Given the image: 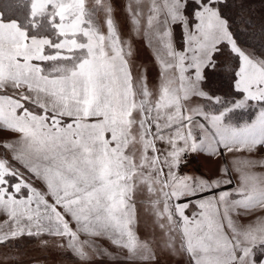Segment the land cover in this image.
<instances>
[{
  "label": "snow or ice",
  "instance_id": "6c2138e0",
  "mask_svg": "<svg viewBox=\"0 0 264 264\" xmlns=\"http://www.w3.org/2000/svg\"><path fill=\"white\" fill-rule=\"evenodd\" d=\"M262 149L250 0H0V247L51 237L78 264H257ZM201 160L213 175L184 171Z\"/></svg>",
  "mask_w": 264,
  "mask_h": 264
},
{
  "label": "rangeland",
  "instance_id": "374dc122",
  "mask_svg": "<svg viewBox=\"0 0 264 264\" xmlns=\"http://www.w3.org/2000/svg\"><path fill=\"white\" fill-rule=\"evenodd\" d=\"M250 4L253 15L264 13V0H250ZM176 39L177 43L179 44L180 34L178 29ZM146 59H148L147 50L141 48L138 60L143 61ZM248 109V115L250 112L255 110L254 116L252 117V119H254L258 109L255 107H249ZM246 117L247 113H245L244 110L239 111L236 115L237 120L245 119ZM260 154H264V149L258 152L255 158H258ZM192 170H195L201 174H214V172L210 171L209 167L205 165L202 160L199 164L194 162L192 166L184 169V171ZM188 214L190 215L191 211H189ZM5 219L6 216L0 214V224H2ZM43 239L49 240V247L47 249H45L41 244ZM254 258L257 261V264H259L264 259V253H261L257 250ZM13 262H15V264H78L75 259L70 258L67 252L56 250L53 246L51 237L28 236H24L18 240L12 241L7 247H0V264H13Z\"/></svg>",
  "mask_w": 264,
  "mask_h": 264
},
{
  "label": "trees",
  "instance_id": "16d2710c",
  "mask_svg": "<svg viewBox=\"0 0 264 264\" xmlns=\"http://www.w3.org/2000/svg\"><path fill=\"white\" fill-rule=\"evenodd\" d=\"M253 18H254V24L258 27L262 22H264V13L262 14H255L253 15ZM245 113H247V117L245 119H241L240 121H243V120H251L252 117L254 116V111L250 112V114L248 115L249 113V109L248 110H244ZM241 114V113H239ZM246 116V115H245Z\"/></svg>",
  "mask_w": 264,
  "mask_h": 264
},
{
  "label": "crops",
  "instance_id": "0c3cea01",
  "mask_svg": "<svg viewBox=\"0 0 264 264\" xmlns=\"http://www.w3.org/2000/svg\"><path fill=\"white\" fill-rule=\"evenodd\" d=\"M262 157H264V154H260L259 155V157L257 158V159H259V158H262ZM235 175V174H234ZM259 213H257V215H258ZM262 261H264V259L262 260ZM260 264V263H259Z\"/></svg>",
  "mask_w": 264,
  "mask_h": 264
}]
</instances>
